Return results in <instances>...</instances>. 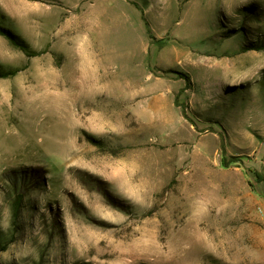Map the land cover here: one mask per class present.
Instances as JSON below:
<instances>
[{
	"label": "rangeland",
	"instance_id": "rangeland-1",
	"mask_svg": "<svg viewBox=\"0 0 264 264\" xmlns=\"http://www.w3.org/2000/svg\"><path fill=\"white\" fill-rule=\"evenodd\" d=\"M0 264H264V0H0Z\"/></svg>",
	"mask_w": 264,
	"mask_h": 264
},
{
	"label": "bare ground",
	"instance_id": "bare-ground-1",
	"mask_svg": "<svg viewBox=\"0 0 264 264\" xmlns=\"http://www.w3.org/2000/svg\"><path fill=\"white\" fill-rule=\"evenodd\" d=\"M69 42H71V41H69Z\"/></svg>",
	"mask_w": 264,
	"mask_h": 264
},
{
	"label": "trees",
	"instance_id": "trees-1",
	"mask_svg": "<svg viewBox=\"0 0 264 264\" xmlns=\"http://www.w3.org/2000/svg\"><path fill=\"white\" fill-rule=\"evenodd\" d=\"M16 215V214H15Z\"/></svg>",
	"mask_w": 264,
	"mask_h": 264
}]
</instances>
